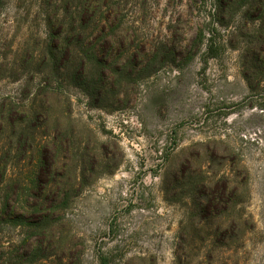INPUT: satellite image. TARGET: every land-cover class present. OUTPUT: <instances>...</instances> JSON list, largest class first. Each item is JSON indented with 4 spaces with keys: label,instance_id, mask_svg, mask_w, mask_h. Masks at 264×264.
Segmentation results:
<instances>
[{
    "label": "rangeland",
    "instance_id": "1",
    "mask_svg": "<svg viewBox=\"0 0 264 264\" xmlns=\"http://www.w3.org/2000/svg\"><path fill=\"white\" fill-rule=\"evenodd\" d=\"M124 1L147 49L120 57L102 88L90 76L68 85L72 180L58 239L38 252L21 245L27 227L7 223L0 264H264V0ZM17 5L0 9V37L15 42L34 19ZM32 87L0 79V100ZM31 167H11V183ZM219 180L237 187L233 207L206 215L203 185Z\"/></svg>",
    "mask_w": 264,
    "mask_h": 264
},
{
    "label": "trees",
    "instance_id": "2",
    "mask_svg": "<svg viewBox=\"0 0 264 264\" xmlns=\"http://www.w3.org/2000/svg\"><path fill=\"white\" fill-rule=\"evenodd\" d=\"M9 1L0 0V9ZM17 2L27 21L32 15L34 19L19 42L2 33L0 79L31 81L33 87L27 88L25 98L0 100V232L7 223L27 227L29 233L21 245L42 252L45 245L54 246L57 241L54 218L70 198L72 175L65 172L73 136L68 125V85L71 80L83 83L90 76L99 88L104 87L106 79L120 77V57L131 50V56L138 58L145 53L148 39L134 34L124 0ZM135 47L138 50H132ZM208 49L212 55L217 53L212 44ZM61 103L65 116L58 117L56 109ZM58 157L63 163L59 164ZM26 160L32 161L30 174L20 172L12 184L9 170ZM202 189L207 196L200 207L202 213L230 212L237 187L230 191L228 181L219 180ZM236 224L231 225L234 230ZM215 235L224 237L220 228ZM62 250L64 255L75 254L70 243L65 242ZM107 260L101 256L100 263L108 264Z\"/></svg>",
    "mask_w": 264,
    "mask_h": 264
}]
</instances>
